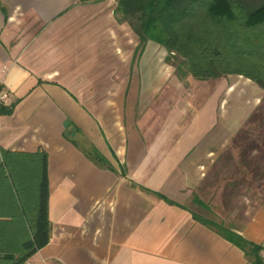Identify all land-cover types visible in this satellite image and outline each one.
<instances>
[{"label":"crops","instance_id":"crops-1","mask_svg":"<svg viewBox=\"0 0 264 264\" xmlns=\"http://www.w3.org/2000/svg\"><path fill=\"white\" fill-rule=\"evenodd\" d=\"M0 89V151L47 159L49 242L31 263L255 264L195 221L196 197L241 209L221 221L264 264V163L217 166L243 159L253 81H181L115 0H0Z\"/></svg>","mask_w":264,"mask_h":264},{"label":"trees","instance_id":"trees-1","mask_svg":"<svg viewBox=\"0 0 264 264\" xmlns=\"http://www.w3.org/2000/svg\"><path fill=\"white\" fill-rule=\"evenodd\" d=\"M115 1L116 12L137 35L138 50L151 41L168 54H179L185 69H177L181 78L206 80L236 74L264 90V64L257 57L264 49V0ZM202 11L204 21L199 16ZM165 61L169 63V58ZM88 156L100 166L107 165L95 150ZM47 198L45 153L0 151V264H23L48 244ZM193 203L207 209L196 197ZM193 218L217 231L253 263L262 264L260 246L197 214Z\"/></svg>","mask_w":264,"mask_h":264},{"label":"rangeland","instance_id":"rangeland-1","mask_svg":"<svg viewBox=\"0 0 264 264\" xmlns=\"http://www.w3.org/2000/svg\"><path fill=\"white\" fill-rule=\"evenodd\" d=\"M199 16H203L202 21L206 19L204 11L200 12ZM194 26L196 23L193 24ZM210 27V25H209ZM214 29H216L214 27ZM169 58V65L174 68L175 73L177 77L181 81H185V78L188 77L185 76L184 78H181L179 74L177 73V69L181 68V56L177 53H171L168 54L165 50V58ZM260 59V63L264 64V49L260 50L258 52V56ZM254 60H257L256 58ZM183 71L185 70L182 66ZM232 76H241L236 74H229ZM243 77V76H241ZM244 78V77H243ZM182 84V83H181ZM240 139L238 140V146L240 147V154L243 157V159L236 160L235 158L230 161H222L218 163V167L221 166L229 167V168H236V167H242V166H248L249 167H258L262 163L260 160V156L264 155V100L261 101L260 107L257 111L250 117L249 122L247 123L246 127L242 129L238 135ZM235 151V149L233 150ZM237 152V151H235ZM239 153V152H237ZM207 200V199H206ZM207 206V209H204L196 204H192L191 208L193 211H195V214L199 215L200 217H203L205 219L211 220L219 225L226 226L225 223L221 221V216L226 212L230 211L231 213H234L235 211H240L241 209H221L218 204L214 201H207L205 203Z\"/></svg>","mask_w":264,"mask_h":264},{"label":"built area","instance_id":"built-area-1","mask_svg":"<svg viewBox=\"0 0 264 264\" xmlns=\"http://www.w3.org/2000/svg\"><path fill=\"white\" fill-rule=\"evenodd\" d=\"M8 101H9V94L5 90L0 89V111L6 106ZM23 264H33V263L27 260Z\"/></svg>","mask_w":264,"mask_h":264}]
</instances>
